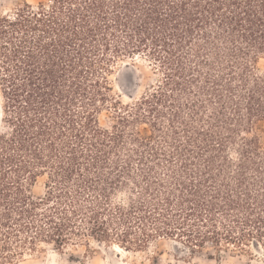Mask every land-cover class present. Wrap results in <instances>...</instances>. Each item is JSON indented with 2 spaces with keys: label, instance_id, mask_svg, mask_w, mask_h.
Here are the masks:
<instances>
[{
  "label": "trees",
  "instance_id": "obj_1",
  "mask_svg": "<svg viewBox=\"0 0 264 264\" xmlns=\"http://www.w3.org/2000/svg\"><path fill=\"white\" fill-rule=\"evenodd\" d=\"M136 58L155 78L125 103L110 78ZM0 124V264L41 244L264 253V0H21Z\"/></svg>",
  "mask_w": 264,
  "mask_h": 264
},
{
  "label": "rangeland",
  "instance_id": "obj_2",
  "mask_svg": "<svg viewBox=\"0 0 264 264\" xmlns=\"http://www.w3.org/2000/svg\"><path fill=\"white\" fill-rule=\"evenodd\" d=\"M36 4L42 0H26ZM21 0H0V17L8 14ZM155 72L143 59L126 60L119 66L110 78L113 94L119 96L125 103L138 98L152 85ZM100 123L107 127L110 123L109 115L103 113ZM4 125L0 124V133L4 132ZM258 134L264 142V124L260 125ZM44 194V178H39L32 188V195L36 198ZM122 197V196H121ZM116 245H102L90 243L89 245L69 246L63 252L55 247L45 244L39 245L36 252L26 253L15 264H264V253L261 248L252 247V256L241 255L235 251L222 253L219 258L209 260L208 255L214 252L209 247L194 259H189L182 253L180 245H175L167 240H160L142 252H127L117 254ZM118 247V246H117Z\"/></svg>",
  "mask_w": 264,
  "mask_h": 264
},
{
  "label": "bare ground",
  "instance_id": "obj_3",
  "mask_svg": "<svg viewBox=\"0 0 264 264\" xmlns=\"http://www.w3.org/2000/svg\"><path fill=\"white\" fill-rule=\"evenodd\" d=\"M114 250L117 254L124 253V251L117 246H115Z\"/></svg>",
  "mask_w": 264,
  "mask_h": 264
}]
</instances>
